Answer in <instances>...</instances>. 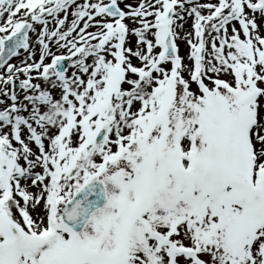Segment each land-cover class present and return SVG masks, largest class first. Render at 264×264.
Instances as JSON below:
<instances>
[{
	"label": "snow or ice",
	"instance_id": "obj_1",
	"mask_svg": "<svg viewBox=\"0 0 264 264\" xmlns=\"http://www.w3.org/2000/svg\"><path fill=\"white\" fill-rule=\"evenodd\" d=\"M0 264H264V0H0Z\"/></svg>",
	"mask_w": 264,
	"mask_h": 264
},
{
	"label": "rangeland",
	"instance_id": "obj_2",
	"mask_svg": "<svg viewBox=\"0 0 264 264\" xmlns=\"http://www.w3.org/2000/svg\"><path fill=\"white\" fill-rule=\"evenodd\" d=\"M78 2H81V0H78ZM198 2L204 3V2H208V0H198ZM211 2H216V0H211ZM69 18L71 19V17H69ZM190 25H191V18H189L187 20V22L184 24V30L185 31H191ZM90 30H92V29H90ZM181 34H183V33H181ZM178 44H179L180 54L182 56H186L187 52L189 51V48H188L186 42L184 40H178ZM53 51H55V48H53ZM21 58H23V57H21ZM37 58H38V54H37ZM11 62L12 63H18V59L13 58V60ZM193 88H195V85H193Z\"/></svg>",
	"mask_w": 264,
	"mask_h": 264
},
{
	"label": "bare ground",
	"instance_id": "obj_3",
	"mask_svg": "<svg viewBox=\"0 0 264 264\" xmlns=\"http://www.w3.org/2000/svg\"><path fill=\"white\" fill-rule=\"evenodd\" d=\"M131 26V25H130ZM30 36L32 37V40L34 41L35 40V34H33V33H30Z\"/></svg>",
	"mask_w": 264,
	"mask_h": 264
}]
</instances>
